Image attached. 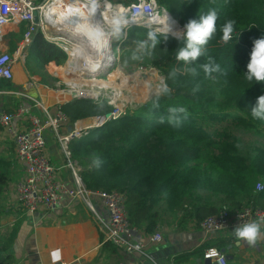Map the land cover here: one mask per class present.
Here are the masks:
<instances>
[{"label":"trees","instance_id":"trees-1","mask_svg":"<svg viewBox=\"0 0 264 264\" xmlns=\"http://www.w3.org/2000/svg\"><path fill=\"white\" fill-rule=\"evenodd\" d=\"M159 3L182 30L190 19L215 9L217 31L204 55L190 64L176 59L183 41L169 38L164 42L162 35L151 54L146 50L143 56L139 55L165 76L172 96L158 94L149 103L129 109L93 128L82 139L72 141L70 149L83 167L81 176L86 187L122 192L130 222L148 233L156 230L162 216L176 212L182 213V224L188 218L200 222L208 215L243 205L264 209V189H256L258 183L264 185V120L251 114L257 97L264 94V84L245 78L253 41L264 37V0ZM228 20L236 22L235 32L225 44L221 28ZM131 29L142 31L136 42L147 39L148 29ZM28 48L44 66L50 62L63 64L67 58L61 48L41 34L34 37ZM209 58L220 65L223 74L205 73L202 65ZM193 68L195 74L190 71ZM61 109L73 124L80 118L108 114L113 107L103 101L75 98L61 105ZM171 109L177 111L173 113ZM13 150L9 152L12 156ZM1 152L2 149L0 195L13 181L17 168L16 159L6 158ZM96 159L100 161L98 167L93 163ZM100 233L104 250L118 249L103 241ZM226 243L223 240L221 245ZM209 246L204 244L178 254L174 263L202 257ZM11 258L10 254L1 253L0 264H12Z\"/></svg>","mask_w":264,"mask_h":264},{"label":"built area","instance_id":"built-area-1","mask_svg":"<svg viewBox=\"0 0 264 264\" xmlns=\"http://www.w3.org/2000/svg\"><path fill=\"white\" fill-rule=\"evenodd\" d=\"M74 3H82L91 8L93 3L97 4L96 11L94 15L90 16V19L97 18L104 24V27L108 26V28H112V26L106 23L107 19L103 14L108 5H110V12L115 15L122 14L123 18L128 21L121 29L141 25L148 30H155L161 26V23L157 21L166 13H169L170 17L177 22L171 13L159 3V0H0V41L10 28L21 24L26 27L24 42L19 46L16 53L0 52V81L13 80L14 65L17 62L24 63L26 61L29 46L27 44L32 42L38 28L43 29L49 25L64 28L57 18L54 22L50 21L52 15H49L47 11L49 5H72ZM117 7H121L120 13L113 9ZM111 37L112 33L108 34L109 40ZM57 46L67 53L68 64L74 62L75 56L78 62L88 55L85 51V46L88 45ZM89 55L92 56V62L99 63V51L96 53L92 51ZM112 59L115 64L117 60L113 53ZM83 62L84 65L88 64L84 60ZM106 66L108 67V64ZM69 70L71 73L78 72L74 65ZM79 72L85 77V80L86 78L90 79L81 69ZM33 86L34 83L30 82L27 87ZM80 87L85 91L80 98L88 97L94 98L98 102L103 101L104 96L96 85L87 88L88 84L80 83ZM3 93L6 92L0 90V94ZM18 95L27 97L31 103L19 104L11 111L0 110V130L13 141L16 159L23 167V175L16 182L15 192L17 201L25 212L31 215L40 209L45 210L46 213L55 212L63 210L70 204L81 203L94 216L103 234V241L112 243L128 254H144L145 243L135 239L138 229L130 222L125 195L118 190L106 191L87 188L81 176L83 167L74 158L69 146L71 140L82 139L91 129L104 125L107 119L120 116L121 109L97 120L98 123L95 125L78 127L75 123L71 131H63L62 123L67 122L68 119L60 107L52 112L49 111L39 96H29L24 93ZM35 109H39L41 114H37ZM21 122L24 124L20 126L19 123ZM47 131L53 133L60 144L64 157L62 165L54 164L47 152ZM62 169H67L70 172L71 183H67L59 177ZM256 189L261 191L264 189V185L258 183ZM100 207L107 212L106 218L99 211ZM261 217H264V209L252 205H243L233 210H221L208 215L200 221L199 226L205 233L211 234L235 228L238 224L249 223ZM163 240V234L156 232L149 237L148 242L157 244ZM204 259H211L216 264H228L226 254L217 247L206 249ZM58 262L64 264L62 261Z\"/></svg>","mask_w":264,"mask_h":264},{"label":"crops","instance_id":"crops-1","mask_svg":"<svg viewBox=\"0 0 264 264\" xmlns=\"http://www.w3.org/2000/svg\"><path fill=\"white\" fill-rule=\"evenodd\" d=\"M51 10V7L50 10L47 9L49 15ZM22 28L24 29L22 30L23 33H25L26 27L24 24L12 27L7 31L2 41H0V52L8 51L14 54L19 50V46L24 42V34H22L21 42L13 39L14 44H12L11 39L8 41V38L11 32L20 31ZM104 28L107 30L108 26ZM65 32L64 28L61 29L60 26L56 28L49 25L43 27V29L38 28L33 39L36 35L41 34L43 38L56 46L81 44L78 40L71 41L70 37L64 35ZM31 44L32 42L27 45ZM13 45H16V49L10 51ZM85 51L88 54L92 51L96 53L94 47L90 45L85 46ZM67 60L68 55L63 64L58 65L55 62H50L46 65L45 72L56 82L54 86L43 82L42 77L39 75L31 74L26 61L24 63L17 62L14 65L13 80L0 81V86L5 83H12L11 88L7 90L0 89L6 92L0 94V110L11 111L19 104L27 105L31 103L27 97L18 95L19 93L39 96L49 111L52 112L59 107L61 108V105L66 102L74 100L73 92L80 85L67 83L63 72L66 73V78H69V76L75 78L78 75L84 80L85 77L79 71L85 69V65L84 68H81V65H77L79 67L75 66L78 72L71 73L70 70L61 72L60 68L68 67ZM81 63L84 64L83 60L78 61V64ZM99 70L103 69L100 68ZM75 81L77 82V80ZM30 82L34 83L33 87H27ZM35 112L41 114L39 109H35ZM23 124V122L19 123L20 126ZM90 124H92L90 120H81L77 123L78 127H85ZM74 125L75 123L72 124L70 121L62 123V130L69 131V128ZM0 132L4 133L2 130ZM52 135L53 133L50 131L46 132V139L51 141L50 145L47 144V152L54 164L59 166L64 163V157L60 144H58L59 149H57L56 144L59 142ZM9 140L14 146L13 141ZM16 163L21 169L20 176H22L23 167L17 159ZM59 177L65 182L71 183V174L67 169H62ZM15 185L16 183L11 188L10 210L7 209L0 216V254H10L12 264H61L58 261H62L64 264H175L173 258L176 255L193 251L204 244L210 245L208 248L217 247L216 245H218L220 250L230 246L231 248L224 252L226 255L233 257L232 260H228V264H264V238H261L255 246H249L246 242H238L235 239L234 228L207 234L200 228V222L194 218H188L180 224L181 212L162 216L156 230L152 233L142 229L137 230L135 239L145 243L144 254H128L121 249L104 250L101 231L95 218L81 203L70 204L63 210L55 212L46 213L45 210L40 209L37 213L31 215L26 213L18 203ZM99 211L105 218L107 217V212L103 208L100 207ZM262 231H264V226H262ZM156 232H161L164 240L161 243L150 244L148 239ZM223 240H226L227 243L221 245ZM213 263L214 261L211 264ZM182 264H206L204 254L202 257L191 258Z\"/></svg>","mask_w":264,"mask_h":264},{"label":"rangeland","instance_id":"rangeland-1","mask_svg":"<svg viewBox=\"0 0 264 264\" xmlns=\"http://www.w3.org/2000/svg\"><path fill=\"white\" fill-rule=\"evenodd\" d=\"M138 27L141 25H137ZM135 27V26H133ZM143 27V26H141ZM24 30L23 28L20 31L17 32H11L10 37L8 38V41L11 39L12 44H14L15 41H20L22 39V34ZM182 30V28H181ZM107 33H112V28H108L105 30ZM142 31H137L134 29H131V27L125 29H121L118 35H113L111 37V40H109V51L111 54L116 57V63L114 66L105 67L103 70L102 75L96 76L89 79H82L80 76L70 77L66 78V73L63 72L66 70V72L70 69L68 67H62L60 68V71L64 73V79L67 83L68 79L71 80V83L74 82L76 85L81 84H88L87 88H91L92 86L96 85L99 87L100 93L103 94V102H107L113 107V110L110 113L115 112L118 109H121V114L129 109H134L139 107L140 105H144L149 103L154 97H156L159 94V90L166 87L165 85V76L159 71V69L151 64H148L144 58H141L145 53L146 50H139L138 51V44L139 42H136V36L140 35ZM15 39V41H13ZM16 45H13L10 51H14L16 48ZM29 49V48H28ZM136 49L137 52H132L131 50ZM142 54V56L139 58V55ZM138 56V61H134L133 57ZM27 68L30 70L31 74L39 75L42 77V81L46 84L54 86L56 84L53 79L49 77V75L45 72L46 66L41 65L30 53L27 51ZM77 62V60H76ZM78 64V62H77ZM79 65V64H78ZM77 80V82L75 81ZM12 83H5L0 86V89H9L11 88ZM86 89V88H85ZM115 95V99H113V95ZM117 94V96H116ZM109 95V96H108ZM111 96V97H110ZM109 98V99H108ZM112 98V100H111ZM74 99V98H73ZM76 99L80 100H89L92 102L98 103V100L94 98H80L76 97ZM102 102V101H101ZM64 112V111H63ZM65 113V112H64ZM108 114H105L103 116H91L87 118H80L74 121L73 123H78L81 120H99L102 118H105ZM66 115V113H65ZM67 116V115H66ZM68 121L69 118L67 116ZM92 131V129L90 130ZM90 131L85 135L87 136ZM54 136V135H52ZM9 137L5 133L0 132V149H2V156L6 158H13L15 159V154L12 156L9 154L10 150L12 151L14 149L13 144L8 139ZM78 140V139H77ZM73 140H71L69 146L71 147V143ZM47 144L50 145L51 141L47 140ZM59 143L56 144L57 149H59L58 146ZM14 152V150H13ZM17 168L14 169V179L11 182V184L7 187L4 194L0 195V216L5 213L7 209L10 210V199L12 198V185L15 184L20 179V171L21 169L16 166ZM18 173V176H17ZM11 186V187H10ZM13 202V201H12ZM90 213V212H89Z\"/></svg>","mask_w":264,"mask_h":264},{"label":"clouds","instance_id":"clouds-1","mask_svg":"<svg viewBox=\"0 0 264 264\" xmlns=\"http://www.w3.org/2000/svg\"><path fill=\"white\" fill-rule=\"evenodd\" d=\"M97 4L93 3L91 12L96 11ZM218 19V14L215 9H210L206 14L199 15L198 19H190L185 25L183 30H178L174 28V21L170 17L169 13L165 14L163 21H157L162 23L163 27L157 28L155 30H149L147 33V39L142 40L138 44L139 50H149L151 54L152 49L156 47L161 41L159 36L164 37V42L169 38L177 39L178 41H183V46L179 47L176 53V59L183 61L185 64H190L195 62L199 57L204 55L206 45L213 38L217 31L216 22ZM128 21L125 20L122 14H116L113 16L111 21L112 34L118 35L121 27L127 24ZM235 21H226L222 28L221 40L223 43L227 44L233 38V33L235 32ZM90 40L100 41L104 37V32L99 27L88 26L84 33ZM133 58H137L135 55ZM90 64V61H87ZM206 74L211 75L213 72L222 73V69L219 64H216L209 58V62L202 65ZM247 71L245 72V78L248 81H255V83L264 84V37L255 39L253 41V47L250 52V59L247 63ZM190 71L195 74L196 70L190 69ZM171 112H176V109H171ZM183 112L184 109H179ZM251 114L253 118L264 120V94L257 97L255 105L251 108ZM93 163L98 167L100 161L98 159L94 160ZM262 226H264V217L254 220L249 223H244L242 225L238 224L234 228V235L238 242H246L249 246H255L257 242L264 238V231H262Z\"/></svg>","mask_w":264,"mask_h":264},{"label":"bare ground","instance_id":"bare-ground-1","mask_svg":"<svg viewBox=\"0 0 264 264\" xmlns=\"http://www.w3.org/2000/svg\"><path fill=\"white\" fill-rule=\"evenodd\" d=\"M50 7L52 8L50 12L51 18L50 21L54 22L55 19L57 18V20L60 22V24L64 27V31H66L65 33L68 34L69 37L71 38H76L78 41H80V45H90L92 47H94V49L98 52L99 51V59L102 60V63H96V61L92 62V59L89 54L84 58V61H90V64H85V68H89L92 69V71H97L99 70V67H102V69L104 70V68L106 67V63H103V60H112V54L109 51V39H108V33L105 31V28L103 27V23L97 19L94 18L93 20L90 19V16L94 15V13L91 12V7L82 4V3H74L72 5L69 4H61V5H49L48 9L50 10ZM110 5H108L103 14L105 16V18L107 19L106 23L107 24H111L110 19L113 18V16L115 15L113 12H110ZM115 9V11H117V13H120L121 7H117V8H113ZM165 18V16L161 17L159 21H163ZM174 21V19H172ZM93 21V22H92ZM174 28L181 30V26L174 21ZM58 23V22H56ZM88 26H92V27H99L103 32H104V37L102 40L100 41H94V40H90L88 38V36H86L85 30ZM163 27V24L161 23V26H159L158 28ZM69 40V39H68ZM72 41V40H71ZM77 41V42H78ZM98 45V46H97ZM96 46V47H95ZM93 49V48H92ZM73 53L75 55H77L74 51ZM76 56L74 57V62L71 64H69V68H71V66H77V62H76ZM81 65V68H84V64H79V66ZM77 66V67H79ZM91 79V78H90ZM89 79V80H90ZM68 82H70L71 84H75L74 82L71 83V80L68 79ZM76 85V84H75ZM75 93L76 96L80 97L82 94L85 93V91L79 86L75 89ZM113 95V94H112ZM109 96V95H108ZM117 96V94H116ZM111 97V96H110ZM109 99V98H108ZM113 99H115V95H113ZM112 100V98H111ZM98 123V121L94 120L92 122V124H96Z\"/></svg>","mask_w":264,"mask_h":264},{"label":"water","instance_id":"water-1","mask_svg":"<svg viewBox=\"0 0 264 264\" xmlns=\"http://www.w3.org/2000/svg\"><path fill=\"white\" fill-rule=\"evenodd\" d=\"M64 35H67V37H69L67 33H64ZM70 39L71 40H74V41L77 40L76 38L73 39L71 37H70ZM99 63H102V60H100ZM103 63L108 64V67L109 66H114L113 59L112 60H106V61L103 60ZM82 71H83V73L86 76H89V77H96V76H100V75L104 74L103 72H101L99 70L92 71V69H89V68H85ZM159 94L160 95H165V96H168V97H171L172 96V93H171L170 88L168 86H166L163 89L159 90ZM73 98H76V93L75 92H73ZM108 120H110V119H107L106 121H108ZM69 131H71V128H69ZM230 248L231 247L229 246L228 248L221 249V251L222 252H225L226 250H229ZM226 257H227V260H232L233 259V257L231 255L230 256L226 255ZM205 263L206 264H211L212 263V260L211 259H205ZM213 264H216V263L214 262Z\"/></svg>","mask_w":264,"mask_h":264}]
</instances>
